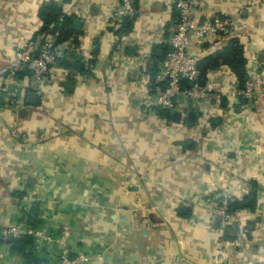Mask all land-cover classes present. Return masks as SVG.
Listing matches in <instances>:
<instances>
[{
  "label": "crops",
  "instance_id": "0c3cea01",
  "mask_svg": "<svg viewBox=\"0 0 264 264\" xmlns=\"http://www.w3.org/2000/svg\"><path fill=\"white\" fill-rule=\"evenodd\" d=\"M46 1L0 0V66L43 37L39 11ZM55 1L80 28L72 23L74 34L59 44L57 64L37 92L28 82L16 89L23 109L6 108L0 93V264H25L1 238L12 227L49 237L35 252L44 264H57L64 228L70 255L90 257L87 264H264L260 100L229 106L223 92L233 79L219 65L207 72L211 91L202 113L164 116L151 77L178 22L176 0H135L132 28L120 36L118 0ZM198 1L193 23L236 20L247 71L256 63L264 72V0ZM230 36L192 44L189 53L199 61ZM75 62L78 69L62 65ZM28 93L37 94L35 106L27 104ZM13 130L19 137L10 136ZM223 170L230 184L220 183ZM219 187L237 200L256 197L254 211L231 214L239 229L232 242L222 239L221 220L207 202ZM33 205L41 223L31 228L26 215Z\"/></svg>",
  "mask_w": 264,
  "mask_h": 264
},
{
  "label": "built area",
  "instance_id": "2783aa9c",
  "mask_svg": "<svg viewBox=\"0 0 264 264\" xmlns=\"http://www.w3.org/2000/svg\"><path fill=\"white\" fill-rule=\"evenodd\" d=\"M135 0H118V8L115 14V23L121 24L128 20L133 22L138 13L134 4ZM198 0H176L175 8L178 11V22L174 27L166 45L168 50L159 62L160 72L156 74L153 82V93L156 96L155 106L173 113L178 109H194L203 112L205 103L209 98L210 87L201 84L198 59L189 53L192 44L199 46L207 42L212 37H223L241 31L240 24L227 16L207 17L199 24L192 21L193 12L198 9ZM238 34V33H237ZM59 44H57V34L43 38L42 42L27 44L23 49L16 51L9 59H3L0 66V93L7 97L6 108L20 110L25 107L23 96H15L16 89L26 82L34 92L40 88L39 85L49 71L57 64ZM253 55L251 54L250 62ZM255 59V56H254ZM233 79L229 90L223 92L228 99L229 106L237 104L239 99L247 101L260 100L264 106V72L254 63L252 70L248 72V79L243 87L234 74L223 66ZM21 72L28 73L26 79L17 78ZM13 86L9 91L8 87ZM13 138L19 137L17 130L10 133ZM222 178L220 183L230 184V176L225 170L220 171ZM220 192L207 199L208 206L213 214L220 218L222 226L231 225V214L226 212L228 204L237 200L230 192L219 187ZM24 230L16 227L6 228L1 231V238L6 240L9 236L20 238L27 235ZM34 240V252H41L50 242L49 237L39 230L29 233ZM71 232L64 228L61 232L60 253L57 264H87L90 261L88 256L72 257L69 251L68 240Z\"/></svg>",
  "mask_w": 264,
  "mask_h": 264
},
{
  "label": "trees",
  "instance_id": "16d2710c",
  "mask_svg": "<svg viewBox=\"0 0 264 264\" xmlns=\"http://www.w3.org/2000/svg\"><path fill=\"white\" fill-rule=\"evenodd\" d=\"M68 1V0H63ZM39 18L42 23L41 30L38 32V36L43 35L39 43L43 41V38L57 34V44H62L67 41L73 34L72 21L70 17L63 15L61 8L58 7L55 0L46 1L40 8ZM117 24V23H116ZM132 28V22L128 20L123 21L121 24H117L115 33L120 36L130 32ZM244 38L235 36L231 38L226 46L217 50L213 54L198 61V68L200 71L201 84L204 85L207 72L217 68L219 65L226 66L236 77L239 86L243 87L244 83L248 79V58L244 47ZM168 50V49H167ZM164 50L163 55L167 51ZM161 57V59H162ZM79 62H75L74 66H67L73 69H78ZM155 73V70H153ZM17 78L26 79L29 75L26 72L18 73ZM156 75L151 77V83L153 84ZM160 110V109H159ZM164 116H167L169 112L160 110ZM167 114V115H166ZM256 197L254 193H250L244 196L240 200L228 204L226 212L228 214H234L239 210L248 209L250 211L255 210ZM26 224L33 228L39 225L41 221L38 219V206L33 205L31 210L26 215ZM222 239L224 241L232 242L236 239L239 229L235 226L226 225L223 226ZM8 240V238L6 239ZM5 240V241H6ZM11 246V251L21 258L25 264H44V260L36 255L34 252V240L31 235H24L20 238H12L8 242Z\"/></svg>",
  "mask_w": 264,
  "mask_h": 264
},
{
  "label": "water",
  "instance_id": "95a60500",
  "mask_svg": "<svg viewBox=\"0 0 264 264\" xmlns=\"http://www.w3.org/2000/svg\"><path fill=\"white\" fill-rule=\"evenodd\" d=\"M73 28L75 30H78L80 28V22L78 20H74L73 21ZM8 89L9 90L13 89V86H9ZM26 101H27V104L32 105V106H35L37 104V94H35V93H28L27 94V100ZM25 113L26 112L24 110H21L20 111V114L25 115ZM11 240H12V237L9 236L8 237V241H11Z\"/></svg>",
  "mask_w": 264,
  "mask_h": 264
},
{
  "label": "rangeland",
  "instance_id": "374dc122",
  "mask_svg": "<svg viewBox=\"0 0 264 264\" xmlns=\"http://www.w3.org/2000/svg\"><path fill=\"white\" fill-rule=\"evenodd\" d=\"M219 174H220V171H219Z\"/></svg>",
  "mask_w": 264,
  "mask_h": 264
}]
</instances>
